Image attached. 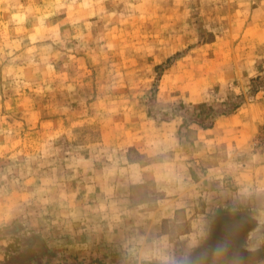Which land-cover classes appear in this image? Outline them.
Instances as JSON below:
<instances>
[{
	"label": "rangeland",
	"instance_id": "1",
	"mask_svg": "<svg viewBox=\"0 0 264 264\" xmlns=\"http://www.w3.org/2000/svg\"><path fill=\"white\" fill-rule=\"evenodd\" d=\"M223 213L264 264V0H0V227L199 264Z\"/></svg>",
	"mask_w": 264,
	"mask_h": 264
},
{
	"label": "flooded vegetation",
	"instance_id": "2",
	"mask_svg": "<svg viewBox=\"0 0 264 264\" xmlns=\"http://www.w3.org/2000/svg\"><path fill=\"white\" fill-rule=\"evenodd\" d=\"M244 214L245 213L218 214L210 224V232L202 247L191 255L197 258V261H195L199 264H247L256 259V257L253 259V257L256 256L254 252L259 250V253H257L259 256L260 249L252 247L250 244L252 233L259 224L254 220L238 218V215ZM247 215L252 216L250 214ZM215 227H219L221 230L218 240L219 247H228L227 249H231V252L235 251V254H228L225 250H221L218 254L211 253L216 249L215 245L210 244ZM228 228L229 231H225ZM204 249L206 253L202 252Z\"/></svg>",
	"mask_w": 264,
	"mask_h": 264
},
{
	"label": "trees",
	"instance_id": "3",
	"mask_svg": "<svg viewBox=\"0 0 264 264\" xmlns=\"http://www.w3.org/2000/svg\"><path fill=\"white\" fill-rule=\"evenodd\" d=\"M2 239L10 240L2 246L0 264H55L57 253L48 239L37 231L26 229L17 220L0 227Z\"/></svg>",
	"mask_w": 264,
	"mask_h": 264
},
{
	"label": "water",
	"instance_id": "4",
	"mask_svg": "<svg viewBox=\"0 0 264 264\" xmlns=\"http://www.w3.org/2000/svg\"><path fill=\"white\" fill-rule=\"evenodd\" d=\"M238 218H244V219H248V220L249 219L250 220H254V221H257V224H259V219L257 217H255V216H249L247 214H244V215H238ZM220 231L221 230L219 229V227H215V229L213 231V236H212V239H211L210 244L215 245V243H217V241L219 240V233H220ZM215 246H216V249L211 252L212 254L213 253L218 254L221 250H225L226 252H228V254H230V253L235 254L234 253L235 251L234 252H231V249H227L228 247L224 248L222 246H220V247H218L217 245H215ZM205 249L202 251L203 253H206L205 252ZM254 253L256 254V256H254L253 259L255 257L257 258V256H258L257 253H259V250L257 252H254Z\"/></svg>",
	"mask_w": 264,
	"mask_h": 264
},
{
	"label": "bare ground",
	"instance_id": "5",
	"mask_svg": "<svg viewBox=\"0 0 264 264\" xmlns=\"http://www.w3.org/2000/svg\"><path fill=\"white\" fill-rule=\"evenodd\" d=\"M225 231H229V228ZM215 245H217L219 247L218 241H217V243H215ZM215 248H216V246H215Z\"/></svg>",
	"mask_w": 264,
	"mask_h": 264
}]
</instances>
